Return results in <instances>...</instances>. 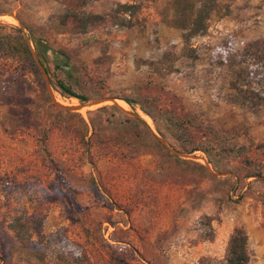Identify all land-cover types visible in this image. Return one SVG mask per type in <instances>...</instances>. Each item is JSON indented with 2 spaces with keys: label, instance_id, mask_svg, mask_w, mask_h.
I'll return each mask as SVG.
<instances>
[{
  "label": "rangeland",
  "instance_id": "rangeland-1",
  "mask_svg": "<svg viewBox=\"0 0 264 264\" xmlns=\"http://www.w3.org/2000/svg\"><path fill=\"white\" fill-rule=\"evenodd\" d=\"M82 1L0 0V264H264V0Z\"/></svg>",
  "mask_w": 264,
  "mask_h": 264
},
{
  "label": "trees",
  "instance_id": "trees-1",
  "mask_svg": "<svg viewBox=\"0 0 264 264\" xmlns=\"http://www.w3.org/2000/svg\"><path fill=\"white\" fill-rule=\"evenodd\" d=\"M77 6H69L68 10L64 16V20L62 22H65V24H69L66 28L69 32L72 33H85L89 32L93 29L98 28L103 24V16L101 15H80L78 16L75 12L76 9H79L82 5L85 4L84 1L78 2L77 0ZM119 10H122L124 12H128L129 9H131V6L129 5H118ZM212 7L206 4H200L194 11V15L192 20L190 21V25H195L194 32L198 30V24L202 23L205 16L209 11H211ZM6 40V49L7 50H15L17 53L21 55H27L29 53V50L27 46L20 44L18 41H15L11 38H3ZM32 44L35 47H38L37 41L32 38L31 39ZM252 56H254L258 61H260L264 65V40L256 42L251 48L249 52ZM56 69L59 68V66H55ZM57 87L66 93L69 96L75 97L79 100L82 98L79 96H75L72 94L68 88L60 81L56 82ZM244 99L245 101H249V103L253 104L252 108H255L256 106H260L264 104V96L253 99L250 95H248L247 92L244 93ZM124 103L130 105L132 104L131 100L128 99H122ZM138 103V101L133 102ZM105 108V107H103ZM102 109V108H101ZM144 113V111H143ZM152 137V136H151ZM191 152V151H190ZM246 234L241 228H235L231 234L228 237L227 245L224 253L223 260L220 264H248V255L246 252Z\"/></svg>",
  "mask_w": 264,
  "mask_h": 264
},
{
  "label": "bare ground",
  "instance_id": "bare-ground-1",
  "mask_svg": "<svg viewBox=\"0 0 264 264\" xmlns=\"http://www.w3.org/2000/svg\"><path fill=\"white\" fill-rule=\"evenodd\" d=\"M0 17H4V16H0ZM107 102H109V101H103L102 103H97L96 105L103 104V103H107ZM67 103H68V102H67ZM68 104H69L70 106H75V104L72 103V102H71V103L69 102ZM122 104H123V103H122ZM60 105H61V104H60ZM61 106H63V105H61ZM94 106H95V105H94ZM79 109L83 110L82 107L79 108Z\"/></svg>",
  "mask_w": 264,
  "mask_h": 264
},
{
  "label": "water",
  "instance_id": "water-1",
  "mask_svg": "<svg viewBox=\"0 0 264 264\" xmlns=\"http://www.w3.org/2000/svg\"><path fill=\"white\" fill-rule=\"evenodd\" d=\"M98 102H93L92 104H97ZM62 109H64V110H72L71 108H69V107H61Z\"/></svg>",
  "mask_w": 264,
  "mask_h": 264
},
{
  "label": "built area",
  "instance_id": "built-area-1",
  "mask_svg": "<svg viewBox=\"0 0 264 264\" xmlns=\"http://www.w3.org/2000/svg\"><path fill=\"white\" fill-rule=\"evenodd\" d=\"M238 26H235V28H237Z\"/></svg>",
  "mask_w": 264,
  "mask_h": 264
}]
</instances>
